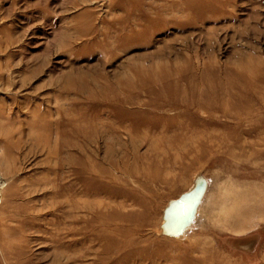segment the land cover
Masks as SVG:
<instances>
[{
	"label": "rangeland",
	"instance_id": "obj_1",
	"mask_svg": "<svg viewBox=\"0 0 264 264\" xmlns=\"http://www.w3.org/2000/svg\"><path fill=\"white\" fill-rule=\"evenodd\" d=\"M0 183V264H264V0H0Z\"/></svg>",
	"mask_w": 264,
	"mask_h": 264
},
{
	"label": "bare ground",
	"instance_id": "obj_2",
	"mask_svg": "<svg viewBox=\"0 0 264 264\" xmlns=\"http://www.w3.org/2000/svg\"><path fill=\"white\" fill-rule=\"evenodd\" d=\"M35 126H36V128H40L42 125H35ZM1 186H2V185H1V183H0V188H1ZM177 212H178V214H179V213H180V210H178Z\"/></svg>",
	"mask_w": 264,
	"mask_h": 264
}]
</instances>
